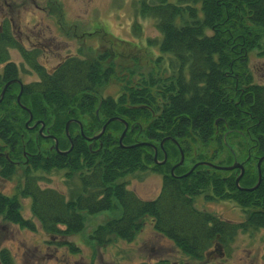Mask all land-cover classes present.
<instances>
[{
    "label": "trees",
    "instance_id": "trees-1",
    "mask_svg": "<svg viewBox=\"0 0 264 264\" xmlns=\"http://www.w3.org/2000/svg\"><path fill=\"white\" fill-rule=\"evenodd\" d=\"M142 4L141 12L156 21L161 35L162 56L157 61L163 66L156 73L162 71L163 76L123 85L117 97L105 96L104 88L99 89L114 76L106 52L96 59L68 57L50 73L17 42L8 20L1 22L0 64L9 60L10 49H16L38 80L20 81L21 92L11 83L0 101V151L4 154L0 177L8 180L22 171L16 193H0V221L35 231L34 222L21 213L20 199L29 198L31 214L42 231L63 239L84 229V213L115 211L118 214L90 236L96 246L108 245L112 237L133 241L147 218L180 254L200 260L212 247L227 248L240 231L264 230V160L259 185L248 190L259 178L254 161L264 157V84L253 82L248 70L249 53L254 48L264 52V0H144ZM138 32L140 26L134 25L132 33ZM11 67L8 64L0 72V93L16 76ZM30 114L42 121L49 136L25 125ZM114 117L128 124L122 144L118 139L124 124L115 119L89 148L85 137L97 134ZM69 120L70 137L65 131ZM166 137L179 143L186 158L172 174L171 167L180 159L173 142L163 143L164 163H155L153 149L146 146L155 145L161 161L159 143ZM229 141L238 144L239 159L245 161L238 187V169L216 168L238 160ZM196 142L211 148V153H199L193 159ZM222 148L228 159L216 163ZM192 166L194 170L187 174ZM57 171L77 182L69 199L55 188L40 185L41 172ZM146 172L161 176L158 195L147 200L128 189L126 181ZM198 196L207 202L232 201L246 212V218L232 222L200 210L194 203ZM56 244L77 250L71 242ZM0 264H14L5 248L0 249Z\"/></svg>",
    "mask_w": 264,
    "mask_h": 264
},
{
    "label": "rangeland",
    "instance_id": "rangeland-1",
    "mask_svg": "<svg viewBox=\"0 0 264 264\" xmlns=\"http://www.w3.org/2000/svg\"><path fill=\"white\" fill-rule=\"evenodd\" d=\"M143 1L0 0V23L4 19L8 20L9 24L11 21L12 33L20 39L17 42L23 43L25 47L31 48L32 45L39 47L38 42H41V46L48 47L47 52L44 54L41 52L38 56L39 62L45 64L48 69L68 56L96 59L106 52L107 63L111 65L114 76L99 89L104 88L105 96L117 97L123 85L128 87L129 84L135 85L142 78L148 80L152 75L163 76L162 71L156 73L163 66L159 60L157 61L162 56L159 50L161 35L155 27L156 21L141 12V7H144ZM168 1L180 3L183 0ZM134 25L140 26L137 35L132 33ZM30 52L32 51H27L29 55ZM10 58L17 63L21 60L16 49H10ZM248 70L253 82L264 84L262 49L254 48L249 53ZM168 73L169 70L164 76ZM20 79L23 83L38 80L35 75L29 76L24 73ZM223 139L226 144V137ZM172 142L180 154L179 161L175 163L178 166L183 164L186 158L179 143L175 139H172ZM195 144L191 151L193 159L199 153H211V148H203L199 142ZM230 145L236 151L238 160L234 158L228 166L241 161L239 159L241 148L232 142ZM244 148L246 150V147ZM181 152L182 161H180ZM226 159H228L226 149L222 148L215 162L219 163ZM257 164L258 161H254L253 166L257 168ZM21 172L19 169L15 176L8 180L0 178V193L8 196L16 193L21 183ZM40 175L43 176L40 185L61 191L66 199L71 197L77 184L75 180H67L62 171L41 172ZM126 181L128 189L146 200L155 198L161 187V176L157 173H142L136 177H128ZM20 202L22 215L34 222L35 231L0 221V249L5 248L10 251L14 264H137L139 262L157 264L162 261L167 264H264V230L262 229L240 231L227 248L212 247L202 259L194 260L180 254L168 239L157 234L147 218L142 230L133 241L127 243L112 237L108 245L96 246L95 241L90 239L94 229L116 216L118 212L109 211L94 215L84 213V229L79 234L62 239L53 238L42 231L38 220L31 214L29 198H22ZM194 203L196 208L227 221L242 222L246 218V212L232 201L207 202L203 196H198ZM62 240L71 242L77 250L58 246L56 242Z\"/></svg>",
    "mask_w": 264,
    "mask_h": 264
},
{
    "label": "flooded vegetation",
    "instance_id": "flooded-vegetation-1",
    "mask_svg": "<svg viewBox=\"0 0 264 264\" xmlns=\"http://www.w3.org/2000/svg\"><path fill=\"white\" fill-rule=\"evenodd\" d=\"M10 25H11V21H10ZM12 28V27H11ZM14 35V34H13ZM18 38V37H17ZM18 40H20L19 38H18ZM20 42V41H19ZM21 43V42H20ZM38 45H39V47L38 46H36V45H32V47L30 48H27V47H25L24 45H23V43H21V46L23 47V49H25V50H28V51H32L34 54H35V56H34V58H35V61H36V63L38 64V65H41L47 72H53L59 65H60V63L61 62H63L64 60H66V58H68V57H65L64 59H62V60H60V61H58L57 62V64H55L54 66H53V68H51V69H48V68H46V66H45V64H43V63H40L39 62V59H38V56L41 54V52H43V54L45 53V52H47L48 50H49V48L48 47H45V46H41V42H38ZM36 53H38L37 55H36ZM19 57L21 58V60H20V62L19 63H17L15 60H13V59H11L10 57H9V60L7 61V62H5V63H3V64H0V67H1V72L6 68V65H8V64H12L13 65V67H11L12 68V70H13V72H15V74H16V76L14 77V79L13 80H18V81H22L21 79H20V77H21V75L24 73L25 75L27 74V75H31V76H36V74H35V72L33 71V70H31L29 67H28V65H27V63L25 62V60L21 57V55L19 54ZM29 58H31V57H29ZM8 63V64H7ZM9 67V66H8ZM12 81V80H11ZM13 83H16L17 85H18V89L20 90V83L19 82H17V81H15V82H13ZM22 83H23V81H22ZM97 113V112H96ZM70 122H71V120H69ZM24 122H26V126L27 127H29V124H31V126L29 127V128H32V129H34V128H38V131H39V133L41 134L42 132H40V129H42V131L45 133L44 135H50L49 133H48V129L44 126V124L42 125V121H39V120H34L33 119V117H32V115H31V119H27V121H24ZM38 122H41V123H38ZM73 122H75V121H73ZM77 122H80V121H77ZM79 129H80V133H82V124H79ZM70 137V136H69ZM87 137V136H86ZM86 137H85V139H86ZM52 139V138H51ZM53 140V139H52ZM165 140H171L172 141V139L171 138H168V137H166V138H163V140L159 143V148L163 151V160H161V161H158V159H157V147L154 145H151V144H148V143H143L144 145H146V146H150L152 149H153V155L156 153V157L154 158V156H153V160H154V162L155 163H164L165 162V160H166V153L164 152V150H163V143H164V141ZM54 141V140H53ZM86 141L88 142V144H89V148H91L92 147V145L94 144V143H91V141H88L87 139H86ZM95 142H97V141H95ZM57 144H58V142H57ZM101 143H99V147L101 148ZM180 146V145H179ZM54 147V146H53ZM154 148L156 149V151L154 150ZM55 149V148H54ZM56 150V149H55ZM58 151V150H57ZM231 151L233 152V150L231 149ZM61 152V151H60ZM24 153V152H23ZM0 156H4V154L3 153H1V151H0ZM5 158H7V156H6V154H5ZM24 162V160L22 161V163ZM239 162H243V173H244V168H245V161L244 160H241V161H239ZM14 164H16V165H19V162H16V161H14L13 162ZM177 163V162H176ZM204 163H208V162H204ZM175 163L173 164V166L171 167V169H170V172H171V174L173 173V171H174V168H175ZM196 167V166H195ZM194 166H192L191 168H190V170L187 172V174L188 173H190L191 171H193L194 170V168H195ZM239 170V169H238ZM240 171V170H239ZM239 173L240 172H238V175H239ZM187 174H185V175H187ZM237 175V176H238ZM243 175V174H242ZM242 175H241V177H242ZM236 176V177H237ZM240 177V178H241ZM1 178V177H0ZM2 179V178H1ZM3 180V179H2ZM236 180V179H235ZM238 185H239V181H238ZM238 185H237V187H238Z\"/></svg>",
    "mask_w": 264,
    "mask_h": 264
},
{
    "label": "water",
    "instance_id": "water-1",
    "mask_svg": "<svg viewBox=\"0 0 264 264\" xmlns=\"http://www.w3.org/2000/svg\"><path fill=\"white\" fill-rule=\"evenodd\" d=\"M15 81H17V82H19L20 83V81H18V80H12V81H9V82H7L5 85H4V87H3V89H2V91H1V93H0V101L3 99V96H4V94H5V91H6V89H7V87L11 84V83H13V82H15ZM21 84V83H20ZM22 89V88H21ZM20 92H21V90H20ZM20 92H19V94H18V96H17V101L18 102H20L19 101V98H20ZM29 119H31V114L29 115ZM119 120V121H121L123 124H124V130L122 131V133H121V135H120V137H119V139H118V142H119V144L121 145L122 144V138L124 137V135H125V133H126V131H127V129H128V124L126 123V121H124V120H122V119H120V118H117V117H114V118H110V119H108L106 122H105V124L102 126V128H101V130H100V132L98 133V134H95L94 136H92V137H86V139L88 140V141H91V143H94L96 140H98L99 138H100V136L102 135V133L104 132V130H105V128H106V125L109 123V122H111V121H113V120ZM69 124H70V121H68L67 123H66V125H65V131H66V134H67V136L69 137V135H68V127H69ZM78 124H80L79 122H78ZM42 125H43V123H42ZM40 132H42V129H40ZM53 138V137H52ZM136 145H143V143H138V144H136ZM54 148L55 149H57V140L56 139H54ZM72 148V144H71V146H70V149ZM154 150L156 151V149L154 148ZM154 156V158L156 157V153L153 155ZM182 159H183V153L181 152V160L180 161H182ZM262 160H264V157H262V158H260L259 159V161H258V164H257V171H258V181H257V183H256V185L254 186V187H252V188H249L248 190H253V189H255L258 185H259V183H260V163H261V161ZM204 163V162H203ZM204 164H208V163H204ZM208 165H210V164H208ZM195 166V165H194ZM211 166H213V165H211ZM214 167H216V166H214ZM216 168H218V169H223V170H233V169H239L240 170V173H239V175L236 177V180H235V183H236V185H238V181H239V179H240V177H241V175L243 174V163H238V162H234L232 165H230V166H217Z\"/></svg>",
    "mask_w": 264,
    "mask_h": 264
}]
</instances>
